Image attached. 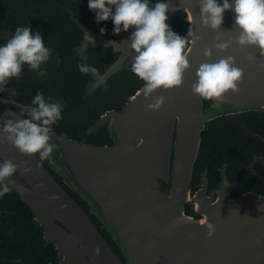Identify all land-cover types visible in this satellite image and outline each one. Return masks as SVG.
Listing matches in <instances>:
<instances>
[{
	"label": "water",
	"instance_id": "1",
	"mask_svg": "<svg viewBox=\"0 0 264 264\" xmlns=\"http://www.w3.org/2000/svg\"><path fill=\"white\" fill-rule=\"evenodd\" d=\"M218 3L222 5L223 0ZM171 5L166 21L170 28L175 19L181 18V37L187 35L190 27L193 29L188 45L191 67L182 86L158 90L149 101L140 91L143 82L128 96L124 95L127 100L120 107L105 111L91 122L53 131L50 143L58 148L44 164H39L38 156L21 154L7 143L2 127L7 119L27 118L15 107L27 111L33 106L0 97V139H5L0 143V163L13 160L22 165L11 178L15 180L14 185H9L11 191L31 207L44 229L45 239L55 244L64 264H264V247L256 244L258 238L264 241L261 195L245 193L232 198V192L238 189L237 181L228 180L226 166L221 169L220 188L210 197L207 170L201 175L200 190L194 194L191 189L207 123L229 115L264 112V69L258 66L264 57L259 48H242L234 42L226 52L215 48L218 35L223 42L234 41L239 34L234 11L225 12L220 32H216L202 25L199 0H171ZM112 8L115 13V7ZM185 9L193 17L192 24L187 21ZM95 21L99 36L94 38L88 29H82L81 39L70 47L66 73L73 83L75 99L105 104L106 98L99 94L114 92L111 97L118 96L125 90L120 81L124 70L132 74L135 54L130 48V37L135 28L115 34L113 22L107 38L101 33L96 15ZM209 47L213 51L210 61L204 56ZM102 50H109L111 56L101 72L104 80L98 82L88 74V84L84 88L78 86L82 78L75 72H80L79 67L72 68V62L80 60L81 64L91 65L92 55ZM249 55L254 57L253 62H249ZM227 56L235 58L236 66L243 68L245 75L239 92L225 94L226 102L213 109L214 101L196 97L192 84L202 63L218 62ZM133 78L137 76L132 75ZM160 95L167 97L164 105L158 111L150 110L148 104ZM75 105L72 101L70 106ZM23 167L32 171L24 173ZM51 172L84 199L89 212L104 229L121 232L119 242L125 263ZM188 202L203 216L201 220L186 215ZM178 217L184 223L173 227L172 221ZM128 219L142 220L143 225L137 229L128 227ZM207 223L215 226L212 239L206 236Z\"/></svg>",
	"mask_w": 264,
	"mask_h": 264
},
{
	"label": "clouds",
	"instance_id": "2",
	"mask_svg": "<svg viewBox=\"0 0 264 264\" xmlns=\"http://www.w3.org/2000/svg\"><path fill=\"white\" fill-rule=\"evenodd\" d=\"M112 6L115 7V13ZM88 7L96 13L97 22L113 21L115 34L135 28L130 37V48L135 54L131 71L144 81L140 91L146 100L151 101L158 90L168 91L182 86L185 73L191 67L188 59L191 48L188 45L193 29L190 27L184 37L172 31L166 23L169 19L167 13L172 8L171 0H158L155 5L150 4V0H89ZM199 7L202 25L216 32H220L225 12L231 10L235 13V29H239V34L234 37V41L223 42L218 35L215 44L217 50L226 52L234 42L242 48H259L260 55L264 57V0H233L232 3L230 0H223L222 5L218 0H199ZM184 11L188 12L187 9ZM192 20L193 17L188 12L189 24H192ZM106 31V28L101 29V33ZM51 51L45 46L39 30L33 32L31 27H17L14 35L0 46V91H3L11 78H20L25 65L39 76H44L42 65L50 59ZM212 55V48H206L204 56L208 61ZM248 60L253 62L254 57L249 55ZM258 66L264 69V61ZM78 67L82 74H91L98 82L104 80L96 67L87 64H80ZM244 75V69L236 66V60L232 56L214 63H202L192 84L193 94L201 100L214 101L211 107L219 109L226 102L225 94L239 92V84L242 83ZM139 94L140 92L137 93ZM166 99L163 95L157 96L154 102L148 104V108L158 111ZM31 103L33 107L27 110L29 118L7 119L2 122V127L7 143L13 145L21 154H38L40 164L49 159L58 148V145L50 143V133L53 132L52 126L63 119L64 104L61 100L52 101L51 97L46 99L43 92H37ZM4 142L5 139H0V143ZM21 168L22 165L14 163L13 160H3L0 163V197L11 191L9 185L15 184V180L11 178ZM31 171V168L23 167L24 173ZM260 210L264 211V205L260 206ZM182 223L183 218L178 217L172 221V226ZM205 226L207 238H214L215 226L212 223ZM256 244L264 247V241L259 238ZM96 252L99 254V249Z\"/></svg>",
	"mask_w": 264,
	"mask_h": 264
},
{
	"label": "flooded vegetation",
	"instance_id": "3",
	"mask_svg": "<svg viewBox=\"0 0 264 264\" xmlns=\"http://www.w3.org/2000/svg\"><path fill=\"white\" fill-rule=\"evenodd\" d=\"M157 2L158 0H150V4L152 5H155ZM88 3L89 0H0V46H3L14 35L17 27H31L33 32L37 30L41 32L45 46L52 50L50 59L42 65V70L45 72L44 76H39L37 72L30 70L28 66L25 65L20 78H11L3 91H0L1 98L31 107L33 106L31 103L21 98L22 93H20L19 90L27 84H32V81L33 85L36 87H44L47 89L52 86V73H59V78L64 82L67 89H69L68 101L64 105L68 103L71 104L72 101H75L76 104L83 102L82 100L79 101L75 99V96L72 94L73 88L71 85H73V83L70 82V78L66 73V68H68L70 61V47H73L77 43V40L81 39L83 34L82 29H88L91 32L90 35L94 38L99 36L95 21L96 13L89 10ZM112 23L113 21L111 20L100 22L101 27L107 29L104 33L107 38H110L109 30ZM171 29L181 36L184 32L182 28V19H175ZM64 42L65 45L64 48H62ZM110 58L109 50H102L92 55V63L91 65L88 63V65L96 67L101 73L104 64L109 61ZM72 64V68L74 67L75 69L81 64V61L77 60L74 63L72 62ZM75 72L77 76L82 78L77 85L84 88L90 80L89 75L77 71ZM63 74L65 75L63 76ZM132 75L135 76V74L127 72V69L124 70V74L121 76L120 81H123L125 90L123 92L120 91L119 93L122 92L121 94L111 97L116 94L113 92L110 95L99 94V97L104 96L108 104L115 99L120 100L119 104L124 103L127 98L124 99L123 95L128 93V85L126 82L127 80H131ZM136 81L139 85L144 82L138 77ZM130 91L131 88L129 87V92ZM14 109L24 117L29 118L26 110L16 107ZM103 111H107L106 108ZM261 117H263V115H261ZM66 126L67 124L61 125L58 121V123L52 127L53 131H57ZM258 136L264 141L261 135ZM261 158L264 160L263 154H253V158L248 165L238 167L236 170L232 171V174L229 173V166L223 164L217 171L220 179L218 184L211 182L208 169H206L208 173L207 196L210 197L214 190L220 188L223 181L221 169H223L224 166H226L228 180L231 182L237 181L238 189L232 192V198H238L245 193H254L264 196V161L260 160ZM51 173L71 194L72 198L80 207L88 213L90 219L109 243L114 253L125 263L124 252L119 242V240L122 239L121 232L118 231V229L114 231H107L104 229L100 220L89 212L84 199L80 195L70 191L55 173ZM202 174H200V178ZM243 177L247 180L245 184L242 183ZM201 180L202 179L195 184V189H192L194 194L200 190L199 185H201ZM188 206L193 208L190 202H188L186 205L187 216L196 218L197 220L203 218L202 215L197 214L195 208H193V214L190 212L188 213ZM127 224L128 227L137 229L143 225V221L128 219ZM63 260L64 257H62V259L59 257L55 244L48 243L45 239L43 227L38 224L35 213L31 207L22 200L21 196L10 191L0 197V264H64Z\"/></svg>",
	"mask_w": 264,
	"mask_h": 264
},
{
	"label": "trees",
	"instance_id": "4",
	"mask_svg": "<svg viewBox=\"0 0 264 264\" xmlns=\"http://www.w3.org/2000/svg\"><path fill=\"white\" fill-rule=\"evenodd\" d=\"M64 45L65 42L62 48H64ZM58 75L59 73H52V86L47 89L36 87L32 81V84H27L19 90L22 93V97L21 95L20 97L31 103L37 92H43L46 99L51 97L52 101L61 100L65 104L68 101L69 89H67ZM126 83L128 85V93L126 95H129L139 87L136 78L127 80ZM129 87L131 88L130 92ZM72 94L75 95L73 89ZM124 95L123 98L126 99ZM119 103V99L113 100L110 104L83 101L72 107L68 103L64 105V112L62 111L63 119L59 123L71 126L79 122H91L99 117L105 108L106 110H111L123 104ZM258 135L264 138V112L260 111L247 112L237 116H224L207 123V130L202 135V146L195 166L191 189H195V184L201 179L200 174L204 173L206 169H208L211 182L218 184L220 179L217 171L223 164L229 166V173L232 174V171L238 167L248 165L253 158V154L264 155V141ZM245 179L243 177V184L247 181ZM187 212L193 214V208L188 206Z\"/></svg>",
	"mask_w": 264,
	"mask_h": 264
}]
</instances>
